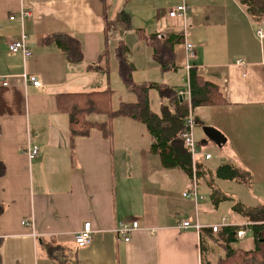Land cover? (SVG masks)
I'll return each mask as SVG.
<instances>
[{
    "label": "crops",
    "instance_id": "0c3cea01",
    "mask_svg": "<svg viewBox=\"0 0 264 264\" xmlns=\"http://www.w3.org/2000/svg\"><path fill=\"white\" fill-rule=\"evenodd\" d=\"M183 1L195 50L192 69L216 84L228 101L191 108L196 144L211 155L197 163V191L203 198L197 207L181 195L191 188L190 177L174 157L168 158L174 164L166 163L151 151L158 141L148 131L146 137L131 119L116 118L109 138L96 128L72 137L69 118L57 105L61 94L110 88L114 60L109 73L89 68L103 52L109 28L114 44L128 47L137 84L189 91L182 39L173 43V71L184 87L170 78L172 71H160L141 37L180 36L182 22L167 12ZM105 5L113 25L108 29ZM21 7L31 12L23 24ZM258 28L264 29V20L252 18L239 0H0V159L6 167L0 178L6 206L0 216V264H59L49 258L50 246H60L65 264H217L227 247L255 251L254 226L264 239V37L257 36ZM22 31L33 53L26 61L8 50ZM55 33L79 39L83 62L69 64L55 44L44 42ZM135 47L142 49L145 62ZM142 71L152 76L138 78ZM26 74L41 84L25 82ZM181 100L188 103L187 97ZM28 146L38 147L33 159ZM221 167L224 177L217 171ZM195 211L201 228L181 229ZM133 221L138 227L125 242L115 229ZM85 222L91 223L94 239L79 247L74 235ZM246 224L238 240L235 232ZM213 225H219L217 231ZM260 246L264 254V243Z\"/></svg>",
    "mask_w": 264,
    "mask_h": 264
},
{
    "label": "trees",
    "instance_id": "16d2710c",
    "mask_svg": "<svg viewBox=\"0 0 264 264\" xmlns=\"http://www.w3.org/2000/svg\"><path fill=\"white\" fill-rule=\"evenodd\" d=\"M244 10L257 22L264 20V0H239ZM105 28L113 27L107 21L106 5L103 6ZM141 31H139V34ZM147 44L152 48V57L159 65L160 71L165 73L175 70V52L173 43L182 39L181 36L158 38L157 35H141ZM109 38L105 37L104 50L101 52L96 65H89L91 69H104L109 73L111 68L110 59L116 62L115 71L123 85L135 95L133 102L121 101L117 108L110 105V97L113 90H104L66 93L57 96L58 110L69 118V131L72 137L88 136L91 128H96L102 132L104 137L109 138L112 134L110 121L116 118H128L145 125L149 134L157 139V143L151 145V151L158 154L162 161L174 164L168 160L174 157L179 162L180 168L190 177L191 158L183 147L181 133L184 127V118L188 115L189 108L198 106H217L228 103L226 96L216 84L197 74L192 68L189 71V92L190 104L178 94L175 87L158 85L156 83L137 84L133 79L135 66L128 59V47L121 41L109 45ZM47 44H55L59 51L65 55L69 64L83 62V52L81 43L77 37L64 33H55L44 38ZM153 92L158 95L160 105L154 106L151 102ZM159 108V109H155ZM94 116H105L106 121H97ZM169 142V145L166 143ZM199 167V164H197ZM199 171V168H198ZM224 177L225 168L217 169ZM6 167L0 159V178L5 176ZM199 174V173H198ZM5 204L0 200V216L5 212ZM259 227L254 226L256 249L253 252H243L232 250L227 247L226 257L217 264H264L262 259L261 246L264 239L259 235ZM229 242L233 241L234 233L230 232ZM2 238L0 237V246ZM49 258L59 264H65V254L60 246H50L47 248Z\"/></svg>",
    "mask_w": 264,
    "mask_h": 264
},
{
    "label": "built area",
    "instance_id": "2783aa9c",
    "mask_svg": "<svg viewBox=\"0 0 264 264\" xmlns=\"http://www.w3.org/2000/svg\"><path fill=\"white\" fill-rule=\"evenodd\" d=\"M189 11L188 5L183 1L180 4L174 6L173 8L169 9L167 12V15L171 19H179L182 22V31L180 33V36L182 37V42L184 45V52H185V60L186 65L185 68L187 71H190V69L193 67L191 64V61L195 58V50L194 45L189 42L188 40V29L186 24V18L187 13ZM30 13L28 10L24 9L23 7L20 8L18 12V19L23 24V21H25L26 18L30 16ZM16 18L15 16H10V19ZM256 34L259 38L264 37V29L258 28L256 31ZM27 34L25 32H21L20 35L12 39L8 43V50L11 53H20L23 57V59L26 61L27 59H30L33 55L31 48L28 45L27 42ZM237 62H240L237 61ZM242 63V62H240ZM25 82L31 83L34 86H39L40 80L35 76H29V75H23ZM182 97H187L188 103H190V92L189 91H180L178 93ZM196 123L193 115L191 114V109L189 108L188 115L186 116L184 120V127L183 131L181 133V139L183 143V147L186 150V152L190 155L191 158V174H190V181H191V188L188 191L183 192L181 195L183 197L192 199L194 202L195 207H197V203L199 200H202L203 198L198 195L197 191V174H198V167L197 163L200 159V157H203L205 160H208L211 158L210 154H204L200 151L198 148L195 138H194V129H195ZM26 153L30 159H33L38 154V147L33 146L26 148ZM223 221V220H222ZM23 225L29 226L32 224V222H28L27 220H23L21 222ZM124 224L119 223L118 227L115 229L116 234L118 237H120L123 241L127 242L129 241V234L133 230L137 229L138 223L136 221H133L132 223ZM219 225H213L212 230L217 231ZM181 229H195L199 230L201 228V225L199 224L197 220V213L194 212L191 219H186L180 224ZM247 232V224L243 229L238 230L235 232V236L238 240H241L244 238L245 234ZM94 230L92 229L90 222L83 223L82 228L74 235V242L77 246L83 247L89 245L93 238Z\"/></svg>",
    "mask_w": 264,
    "mask_h": 264
},
{
    "label": "rangeland",
    "instance_id": "374dc122",
    "mask_svg": "<svg viewBox=\"0 0 264 264\" xmlns=\"http://www.w3.org/2000/svg\"><path fill=\"white\" fill-rule=\"evenodd\" d=\"M108 32H109V35H110V47L112 48L113 47V45H114V41H115V38H114V35H113V29H111V28H109L108 29ZM114 48V47H113ZM135 51H134V53H135V55H137L138 56V58L140 59V60H142L143 62H145V59H144V56L142 55V53H141V51H142V49L141 48H139V47H135V48H133ZM177 69V68H176ZM176 71H173V73L172 72H170V78L171 77H173V78H176L177 80H178V82L177 83H179L180 84V86H183L184 87V83L182 82V81H179V78H178V76L176 75V74H174ZM146 74V76L147 75H151L152 76V72H144V71H142L140 74H137L136 76H138V78H140L139 76H142L143 74ZM165 77H168V76H165ZM136 80H137V78H136ZM102 85L104 84V82L103 83H101ZM109 87H110V89H112L114 92H113V95H111V97H110V105H111V107L113 108V109H115V108H117V106H118V103L119 102H121V101H125V102H128V101H131V100H134L135 99V95L131 92V91H129L124 85H123V83L121 82V80H120V78H119V76H118V74L116 73V71H111V74H110V81H109V85H108ZM151 102L153 103V102H155V103H153V105L154 106H156V107H158V103L160 102L159 101V99H158V95L155 93V92H153V96H152V98H151ZM156 110L157 109H159V108H155ZM93 119H95V120H97V121H101L102 119H103V122L104 121H106V117L105 116H99V117H96V116H94V118ZM114 120L115 119H112L111 121H110V123H109V125H110V129H111V132H112V135H113V133H115V132H113V125L115 124V122H114ZM130 123H136V125H138V126H140L141 128V132L142 133H144L145 134V136L147 137V135H148V132H147V130H146V127L143 125V124H141V123H139V122H132V120H128ZM116 125V124H115ZM140 135V134H139ZM116 139H118V134H117V137H116ZM263 251V250H262ZM262 251H261V253H262ZM263 254V253H262ZM261 254V255H262ZM262 259H264V254L262 255Z\"/></svg>",
    "mask_w": 264,
    "mask_h": 264
}]
</instances>
